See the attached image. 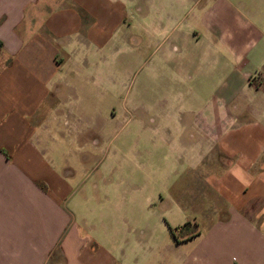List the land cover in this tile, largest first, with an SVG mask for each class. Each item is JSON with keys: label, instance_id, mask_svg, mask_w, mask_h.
I'll list each match as a JSON object with an SVG mask.
<instances>
[{"label": "rangeland", "instance_id": "obj_1", "mask_svg": "<svg viewBox=\"0 0 264 264\" xmlns=\"http://www.w3.org/2000/svg\"><path fill=\"white\" fill-rule=\"evenodd\" d=\"M133 4L126 13L132 29L115 28L97 50L87 40L72 45L79 35L67 37L64 53L91 73L76 94L64 95L83 105L76 127L83 135L69 148L85 157L76 164L67 154L74 170L65 179L71 188L65 205L81 233L118 263L199 264L192 256L217 244L215 230L232 226L222 218V200H211L202 171L209 161L197 157L210 142L199 129L223 116L254 120L261 101L254 88L264 74V0ZM66 128L74 130L72 120L60 127ZM186 222L182 234L176 228ZM232 242L248 248L254 238L224 239L225 247ZM208 257L264 264V252Z\"/></svg>", "mask_w": 264, "mask_h": 264}, {"label": "crops", "instance_id": "obj_2", "mask_svg": "<svg viewBox=\"0 0 264 264\" xmlns=\"http://www.w3.org/2000/svg\"><path fill=\"white\" fill-rule=\"evenodd\" d=\"M133 6V0H0V264H122L81 233L65 205L71 193L65 179L74 170L67 154L75 163L85 157L81 148H69L83 135L76 128L83 105L64 95L76 94L91 70L74 67L81 60L63 49L67 37L79 35L72 45L87 40L95 51L115 28L132 29L126 13ZM260 79L254 120L223 116L199 129L210 142L204 155L195 153L209 161L202 171L211 200H222V218L232 225L215 230L217 244L192 256L199 264H227L208 254L264 252L263 73ZM71 120L74 130L62 132ZM249 236L254 242L248 248L225 247L224 239Z\"/></svg>", "mask_w": 264, "mask_h": 264}, {"label": "trees", "instance_id": "obj_3", "mask_svg": "<svg viewBox=\"0 0 264 264\" xmlns=\"http://www.w3.org/2000/svg\"><path fill=\"white\" fill-rule=\"evenodd\" d=\"M188 226H189V222H186L183 225H181L180 227H177L176 229H178L182 234H186L185 232L188 231ZM193 226L196 227V224L194 223ZM195 234H196V232H193L192 235H195Z\"/></svg>", "mask_w": 264, "mask_h": 264}]
</instances>
